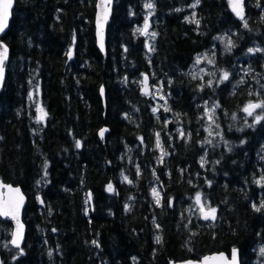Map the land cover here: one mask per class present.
Instances as JSON below:
<instances>
[{
  "label": "trees",
  "instance_id": "trees-1",
  "mask_svg": "<svg viewBox=\"0 0 264 264\" xmlns=\"http://www.w3.org/2000/svg\"><path fill=\"white\" fill-rule=\"evenodd\" d=\"M96 1L16 0L0 178L28 194V233L14 248L12 220L0 217V261L170 264L237 247L242 264H264V119L238 116L264 98V50H254L264 48V0H244L243 19L231 0H116L106 57ZM144 20L151 45L137 31ZM210 50L230 78L194 73ZM145 73L164 105L143 92ZM198 194L215 219L193 214Z\"/></svg>",
  "mask_w": 264,
  "mask_h": 264
},
{
  "label": "water",
  "instance_id": "water-1",
  "mask_svg": "<svg viewBox=\"0 0 264 264\" xmlns=\"http://www.w3.org/2000/svg\"><path fill=\"white\" fill-rule=\"evenodd\" d=\"M116 0H97L96 11L94 18L96 44L99 50L107 56V40L109 24L112 20L114 5ZM16 6V0H12L11 8L9 9V16L7 24L3 31H0V54L4 53L6 49V55L3 56V73L0 76V91H3L7 81V66L6 63L11 59V47L4 39L5 35L9 31L14 17V9ZM151 76L149 73L143 75V92L149 93ZM100 93L103 99V103L106 105V88L102 86ZM108 132V127L104 126L100 129L99 134L101 138H105ZM18 190V192L16 191ZM13 201L14 209L9 215H0L1 218H9L13 223L12 237L10 240L11 245L16 249H21L27 238L28 226L24 220V211L28 205L29 197L21 185H15L7 183L0 178V202ZM16 243H13V241ZM18 245V246H17ZM236 253V264H242L241 252L239 248H234ZM233 250L229 254L226 251H215L202 256L200 259L187 258L182 260H172L170 264H233ZM0 264H3L0 261Z\"/></svg>",
  "mask_w": 264,
  "mask_h": 264
},
{
  "label": "rangeland",
  "instance_id": "rangeland-1",
  "mask_svg": "<svg viewBox=\"0 0 264 264\" xmlns=\"http://www.w3.org/2000/svg\"><path fill=\"white\" fill-rule=\"evenodd\" d=\"M233 3H234V0H231L232 8H233ZM148 4H151V3L148 2L146 5H148ZM146 8L149 9L148 7H146ZM242 8H243L242 16H244V14H245L244 0H242ZM235 13H236V11H235ZM146 25H147V27H146ZM137 31L144 34L146 36V39L147 40L149 39V41H150L149 45H151V43L153 42V38H154V32H153V27L151 26L150 21L145 22V20H144L143 22H141L140 25H137ZM221 43H222L224 48L230 47V40L227 39V36L225 37V34L221 38ZM254 50H264V48H262L261 46H255ZM215 64H216V59L214 58L213 52L210 50V51L201 53L196 58V61H195L194 65L192 66V70L194 71V73H197V75H200L203 79H205V78L215 79L218 76H220L221 78L224 79V73L227 71L223 72V71L217 70L215 68ZM241 71L244 73H250V71L248 70V66L246 64H244L242 66V69L239 67V73ZM227 73H228V78H230L232 76L231 72H227ZM259 83H261V82L258 79V84ZM33 88L35 89L36 87L34 86ZM260 90H262V89H260ZM261 94L263 95V93H261ZM148 95L151 96V98L155 101L156 105L161 106V105L165 104V95H164V92L162 90V87L160 86L159 81H157L154 85L151 83ZM261 101H264V98L258 100L257 102H252V103H259ZM205 104H206L207 115L209 117H213L216 106L210 105L209 101H205ZM249 104L250 103H248L247 105H249ZM247 105H245V107ZM263 114H264V109H255V111L253 112V115H251V116L248 115L247 112H245L244 110L238 116L242 122H248L251 120L252 123H257V122L261 121V119L259 121H257V117L263 116ZM209 127H210V125H209ZM211 127H210V129H211ZM216 141L220 145L223 141V137L220 136L219 134H216ZM262 171H264V167L262 168ZM259 179L261 181H264V174ZM157 187L158 186H156V188ZM202 209H203V211H202ZM204 212H206V208L204 206H202L201 200H200V203L194 204V208H193V214L194 215H196L197 217L203 218ZM262 249H264V248L260 247L258 249L259 252H261Z\"/></svg>",
  "mask_w": 264,
  "mask_h": 264
},
{
  "label": "snow or ice",
  "instance_id": "snow-or-ice-1",
  "mask_svg": "<svg viewBox=\"0 0 264 264\" xmlns=\"http://www.w3.org/2000/svg\"><path fill=\"white\" fill-rule=\"evenodd\" d=\"M198 2V0H197ZM11 4H12V0H0V31H3L4 27L7 24V20H8V16H9V9L11 8ZM195 6V5H194ZM146 7L148 8H152L153 5L152 4H148L146 5ZM233 10L236 11V14L238 16H240L243 19L242 16V12H243V8H242V0H234L233 3ZM247 26V25H245ZM147 27V25H146ZM251 51V49L249 50ZM7 50H4L3 54H0V76H2L3 73V56L6 55ZM228 78V73L225 72L224 73V79ZM255 109H264V101H261L259 103H250L249 105H247L243 110L245 112H247L248 115H253V112L255 111ZM260 119H264V116H258L257 117V121H259ZM79 146V145H77ZM159 146V145H158ZM109 190H111V186H109ZM18 192V190H16ZM154 194H155V190H154ZM158 195V194H156ZM197 199V203H200V196L199 194L196 197ZM157 202H159L157 200ZM14 209V204L13 201L9 200V201H3L0 202V215H9ZM203 211V209H202ZM215 212L216 209L212 208L210 209V211L204 213L203 218L204 219H215ZM159 239V238H158ZM13 243H16V241L14 240ZM18 246V245H17ZM262 252H264V249H262ZM233 264H236V253L235 250H233Z\"/></svg>",
  "mask_w": 264,
  "mask_h": 264
}]
</instances>
